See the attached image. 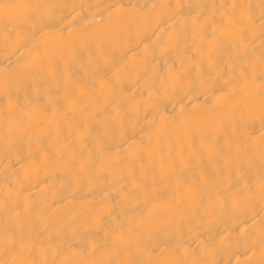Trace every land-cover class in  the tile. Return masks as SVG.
I'll return each instance as SVG.
<instances>
[{"label":"bare ground","instance_id":"bare-ground-1","mask_svg":"<svg viewBox=\"0 0 264 264\" xmlns=\"http://www.w3.org/2000/svg\"><path fill=\"white\" fill-rule=\"evenodd\" d=\"M0 264H264V0H0Z\"/></svg>","mask_w":264,"mask_h":264}]
</instances>
